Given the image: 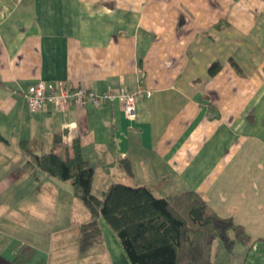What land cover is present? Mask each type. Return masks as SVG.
Instances as JSON below:
<instances>
[{
  "label": "crops",
  "instance_id": "obj_1",
  "mask_svg": "<svg viewBox=\"0 0 264 264\" xmlns=\"http://www.w3.org/2000/svg\"><path fill=\"white\" fill-rule=\"evenodd\" d=\"M39 81L151 96L135 120L118 102L31 114ZM0 133V264H129L102 220L84 252L88 208L22 147L75 139L96 196L114 183L194 191L252 237L236 263L264 264V0H0Z\"/></svg>",
  "mask_w": 264,
  "mask_h": 264
},
{
  "label": "trees",
  "instance_id": "obj_2",
  "mask_svg": "<svg viewBox=\"0 0 264 264\" xmlns=\"http://www.w3.org/2000/svg\"><path fill=\"white\" fill-rule=\"evenodd\" d=\"M220 69L215 62L208 75L212 77ZM0 141H5L1 133ZM55 145H61V139L55 138ZM22 147L29 153L30 167L70 182L75 196L88 208L91 221L80 229L84 252L103 240L100 220L118 238L129 264H220L213 258L216 240L227 251L254 242L244 226L220 216L194 191L159 198L146 187L114 183L101 198L95 196L94 169L83 158L78 139L60 152L42 155L32 153L27 142Z\"/></svg>",
  "mask_w": 264,
  "mask_h": 264
},
{
  "label": "built area",
  "instance_id": "obj_3",
  "mask_svg": "<svg viewBox=\"0 0 264 264\" xmlns=\"http://www.w3.org/2000/svg\"><path fill=\"white\" fill-rule=\"evenodd\" d=\"M144 96L150 97L151 92L142 84H139L132 91L121 87L99 93L84 85H72L68 82L50 83L46 81H39L25 94L26 107L31 114L41 112L47 106H53L57 110L64 112L71 106L99 108L118 102L124 107L127 118L130 120L136 119L137 103Z\"/></svg>",
  "mask_w": 264,
  "mask_h": 264
},
{
  "label": "rangeland",
  "instance_id": "obj_4",
  "mask_svg": "<svg viewBox=\"0 0 264 264\" xmlns=\"http://www.w3.org/2000/svg\"><path fill=\"white\" fill-rule=\"evenodd\" d=\"M94 188L96 190L101 191V188L98 187L97 185L94 186ZM95 193H96V191H95ZM94 195L96 196V194H94ZM99 196L101 197L102 193H100ZM97 197H98V195H97ZM239 246L242 247L241 245H238V247L235 248V250L227 251L222 246L221 242L219 240H216V242L214 243V248H213L214 260H216L217 262H219L221 264H228V262L236 263L237 261H239L242 258V256H241L242 253L240 252Z\"/></svg>",
  "mask_w": 264,
  "mask_h": 264
}]
</instances>
